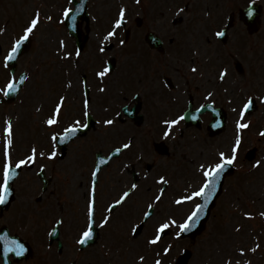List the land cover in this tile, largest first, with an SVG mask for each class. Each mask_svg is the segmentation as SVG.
Wrapping results in <instances>:
<instances>
[{
	"label": "rangeland",
	"instance_id": "rangeland-1",
	"mask_svg": "<svg viewBox=\"0 0 264 264\" xmlns=\"http://www.w3.org/2000/svg\"><path fill=\"white\" fill-rule=\"evenodd\" d=\"M104 1L92 0L94 7L92 21L94 25L87 39L88 47L79 58H76L73 53L72 41L67 35H64V29L55 24L60 11L59 7H62V4L59 3V0H53L57 7V10L54 11V24L44 22L40 30L32 37L34 44L23 57L19 66L20 71L26 69L31 71V74L28 82L19 94L18 110L13 115L16 131L14 152L16 157H23L33 144L39 147H46L49 132L45 128L40 130L42 126L39 128V124H42L43 120L50 114L57 102V97L63 95L67 98L66 106L62 110V117L66 118L67 122H70L76 115L80 114L82 108L79 104L81 97L79 99L78 90L83 74L88 78L91 88V114L101 121L94 131H91L87 135L84 143H82L83 139L76 143L77 149H81V145L84 144L82 156L75 154L74 150H70L68 156L62 160L56 158L52 162L49 160L41 162L47 165L45 169L46 176L52 178L51 185L46 193H41L40 184L30 170L24 171L14 185L16 197L12 208L17 210L15 219L3 215L0 219V224L1 222L5 223L7 220L9 223L14 222L12 228L16 230V234L25 238L30 242L32 248H35V254L30 264H56L59 261V257L51 251L52 247L47 242V236L52 230L51 225L57 218L63 220L60 227L59 240H61V243L65 247L68 263L74 260L77 264H141L139 260L140 256L145 257L142 264L154 263L153 259L155 258L157 247L148 244L147 241L149 239L147 240L142 235L138 237L128 236V228L131 223H134V219H136L135 213L141 210L138 205L143 207L145 201L148 202L150 200V196L142 199L140 196L141 191H137L136 195L131 196L124 205L114 211L110 225L104 231H101L99 239L93 246L82 251L78 250L76 240L78 232L83 226V219L85 220L86 175L93 165L92 160L95 151L101 150L103 153H106L111 146L123 143L129 137L132 139L134 145H138V150H136V146L132 145L125 157L120 161L113 162L107 167L108 171L105 169L103 171L104 174H101L98 192L102 195L98 196L97 203L99 208L97 207L96 212L99 218H102L103 207L108 201L114 199L118 192V188H116L117 180L114 178V173H123L125 169L124 165L130 166V163H134L137 169L142 168L139 160L136 159L137 155L142 154L144 162H152L156 167L148 173L147 186L150 183L154 184L153 182H155L156 177L158 178L159 175L168 177L167 174L161 171L174 170V165L176 166L177 174L174 173L171 179H173L175 184H182L184 186L190 181H196L198 176L195 172V166L201 161L208 160L206 156L207 150L203 151V155L202 153L198 154V151H196L199 160L197 159V155L195 159L191 158V165L189 161L179 159L178 157H182L183 155H187L188 158L191 157L190 154L193 151L191 144L187 141L183 142V149L173 152L175 160H165V165H162L164 162L163 158L153 153L150 147L151 136L146 131L149 129L159 131L158 120L172 116L176 107H173L174 105L166 107L163 100L159 101L158 97L151 98L155 94H158L159 88L154 78L149 79L145 74L142 77L144 82L140 84L142 71L139 69L141 67L139 63L131 64V59H128L126 66L131 65L127 72L120 73L123 79L117 83L113 80V77L97 79L96 72L101 70L103 66V63L93 61L94 51L103 40L101 35L103 34L104 23L102 21H104V14L100 13V8L102 4L111 2L110 0ZM114 1L113 8H116L112 9L109 22L106 23L109 26L115 18L114 16L119 5H124L126 2L132 8L142 9L156 7L158 10V8L165 9L168 6H177L178 8L189 6L192 7V10L196 12L201 10L203 13L210 9L213 17L217 16L220 8L226 10L231 6L232 2V0H223L225 3H221L218 7L215 0H140L138 5L133 4L134 0ZM247 1L234 0L237 4H240V2L241 4H245ZM257 1H260L264 5V0ZM172 2L174 3L171 4ZM12 3L13 7H15L16 19L10 17L5 9L0 8V25L5 22V26H0V28L6 29L3 34H0V43L4 49L9 47L10 43V39L8 41L5 40V38H8V30L13 24L16 30H18L20 28V20L22 19V26L31 15L27 9L21 12H18L16 9V6H19V8L26 6L27 2L12 0ZM214 6L215 8H213ZM133 13H139V10L134 9ZM130 17L133 18V14ZM190 17V14H185L182 21L175 22L174 27L165 30L167 34L171 33L178 45H182L186 49L189 48L188 34L190 33L191 26L194 24L193 20L190 21ZM262 27L263 29L259 37L264 35V14L262 17ZM52 31L60 32L65 40L66 48L60 50V52L57 51L59 48L58 43L56 45L51 38L46 37V33ZM119 40L118 37L115 38L117 46L119 45ZM103 44H106V42ZM63 51L71 52L72 57L67 61L61 59ZM211 68V72H214L216 76V67L211 64ZM229 71L232 72L235 81L227 77L219 89L214 88L215 84L212 79V89L216 90L213 100L217 97L222 106H227V130L224 137L221 138L222 148H227V151L230 150L236 133L235 121L237 112H233L232 109L238 106L240 102L238 90L244 93L239 88L237 84L238 78L234 75L235 73L231 67ZM137 81L139 82L137 83ZM69 82L71 83V87H68ZM140 86H144V97L142 100L146 101L145 107L144 105L142 107L144 124L139 128H135L129 122L122 126H105L103 119L113 118L114 115H117L116 113L120 112L122 106L120 105L122 103L121 99L124 93H126L129 100L131 93H140ZM100 88H105L106 91L101 92ZM222 89H227V91L223 90V95H221ZM232 89L234 90L232 91ZM251 90L252 87L248 88L245 93L248 94ZM120 92L121 94H119ZM170 97L177 99L176 104H179L181 107V102L176 96L169 95L167 99L169 100ZM229 100H232L233 103H228ZM118 104L120 106H117ZM246 120L251 121L250 129L244 130L242 133V150L237 160L238 171L234 177L226 181L224 195L219 204L220 211L216 213V217H218L215 218L216 226L212 223L206 237L199 240L196 239L197 241L195 240L193 244H189L188 240L169 241V246L171 244L177 245L179 250L189 247L191 257L188 264H223L225 258L231 259L233 264H236L237 260L240 261V264H243L244 259L250 260L251 264H264V229L259 225V222L264 219V216L261 215L264 212V151H260L262 155L256 157L261 161V166L255 168V170H252V162H247L242 158V154L251 149L252 146H264V137L259 135V132L264 130V109L254 111ZM5 121L0 117V137H3V124ZM61 129L62 125L60 124L53 130L58 132ZM200 133L195 130L186 132L188 135ZM33 136L34 140L31 141L30 139ZM35 136L46 137L36 139ZM49 149L50 144L47 150ZM34 169H37V165L34 166ZM176 175L179 176L178 180H176ZM127 178L129 179V176ZM122 179L125 180L126 175ZM106 181L112 182L115 189L112 190L108 185L106 187ZM155 187L158 186H152L150 194L153 195ZM192 189H195V187H192ZM183 191L181 187L180 195L185 193ZM37 197L40 198L39 201L35 200ZM59 198L60 200H58ZM57 200L58 202H56ZM172 200L173 197L166 201L170 204ZM166 201L159 202L158 207L162 208L164 204H167ZM187 209L179 214L178 221L183 219ZM24 210L28 215L23 217L21 213ZM179 212L181 211L179 210ZM245 213H251L252 218L246 217ZM219 223L222 225L221 230L217 227ZM148 224L150 225V223ZM152 226L154 227L155 224ZM237 228H239V231H237ZM257 243L261 247L253 254L250 249ZM241 247L245 249L246 253L243 258L239 256L238 252V249Z\"/></svg>",
	"mask_w": 264,
	"mask_h": 264
},
{
	"label": "snow or ice",
	"instance_id": "snow-or-ice-1",
	"mask_svg": "<svg viewBox=\"0 0 264 264\" xmlns=\"http://www.w3.org/2000/svg\"><path fill=\"white\" fill-rule=\"evenodd\" d=\"M254 2V0H253ZM71 3V0H69ZM136 3L139 4L140 0H136ZM80 7H66L63 9V17L65 19H71L75 22L76 14L81 12ZM183 11V9H180ZM247 15L249 17L253 16V10L251 7L248 10ZM45 19L49 22L52 21L53 17L48 15L46 17L42 16L41 11L36 9L23 27L22 34L16 36L12 41L9 49L6 54H3V67L5 69L10 70V63L17 61L21 51L26 43L30 41L32 37L40 30L41 26L44 24ZM63 23V21H61ZM127 24L126 19V8L121 6L119 9V13L117 18H115L114 22L111 25L107 34L103 37L101 44L104 42L111 41L113 38L118 37V29H122ZM5 28H0V34L5 32ZM216 37H224L225 32L223 30H219L215 32ZM126 42L123 39L119 40L120 45H124ZM66 48V43L63 39L59 41L60 50ZM105 48L103 46L99 47V52L103 53ZM81 55V51L79 49L75 52V57L79 58ZM72 57L71 52L63 51L61 53V59L67 61ZM11 71V70H10ZM111 71L110 66H104L101 70L96 72V76L103 79L107 76ZM193 73L197 72L198 69L196 66L191 68ZM229 73L227 68L222 69L219 72V80L221 82L225 81L228 77ZM29 77L27 75H22L19 79L15 76V74H11L10 78L7 80L3 87H0V93L3 94L4 97H8L14 93H18L21 89V85L27 81ZM68 87H71V83L69 82ZM101 92L106 91L105 88H100ZM227 91V89H225ZM214 96V92L209 91L205 96V100H212ZM259 99L260 103L264 104V95L260 97H254L249 94L246 98L240 100L238 106L233 107V112H237L238 118L235 121V139L234 143L231 145L229 151H219L217 153V157L214 160H206L201 162L198 165V170L202 174V182L199 187L190 192H186V194L180 195L178 198L174 200L176 205H184L189 201H193L196 198H200L203 203L195 204L194 209L183 219V222H178L176 218L169 217L164 219L163 221H158L154 236L147 241L150 245L158 244L162 236L167 233L170 228H178L179 231L176 232L177 238L181 235V233L190 231L199 223L201 217L204 214V210L207 208L208 203L212 199L213 195L217 191V187L221 180V177L225 173V171L229 168V166H234L238 160V153L242 144V133L244 130L250 129L251 121L245 119V115L250 112V110L254 107L255 99ZM66 97L61 95L59 96L57 102L55 103L53 109L50 114L44 120V124L49 128L55 129L56 126H59L62 122V110L66 106ZM214 103V101H213ZM228 103H233L232 100H229ZM203 107V106H202ZM39 110V109H38ZM127 111V109H125ZM119 116L120 113H117ZM186 118V114L184 112H177L175 115L167 116L161 119L160 123L163 126L161 135L163 139H175L176 132L179 131V126H181V122ZM195 119V117H192ZM91 119V102L87 97V93H85V99L82 108L81 118H76L70 121L67 126L63 127L62 131L53 130L49 133L50 139V149L44 150L42 147L33 144L29 151L23 157H16L14 155L15 152V137L16 131L11 119H7L5 121V126L3 129V149H2V161H0V205H5L9 202L10 198L14 193V182L20 176V173L24 169L31 170L34 165L38 166L39 172L43 173L46 168V164L41 163L44 160L55 161L58 156V145L66 144L72 141L74 138H77L78 134L82 133L84 129L89 128L88 120ZM101 121H96V123H100ZM115 123L113 119L106 118L103 119V124L105 126H111ZM261 137H264V130L259 132ZM132 147L131 141L123 143L121 146L116 147L114 149V154L119 155L124 150L130 149ZM112 159L111 156L105 158L100 157L96 165L93 167L91 171V179L87 193V203H86V212H85V223L79 234L76 243L79 245H87L89 241L94 239L96 234L95 229L105 228L110 225V221L112 219V214L118 206L124 205L131 195L137 190L138 183L133 182L129 188L123 190L121 194L118 195L113 202L106 205L105 215L102 216L101 220L97 224L96 221V212H97V185L99 180V174L102 171V166L107 165L109 161ZM138 159L143 160V157H139ZM261 166V161L257 160L252 167L258 168ZM129 167V165L125 164L124 168ZM147 175V174H146ZM160 185H169L170 178L165 175H159L158 179L155 181ZM166 189L161 187L159 189L158 194L154 197V199L146 204V209L143 212V220L140 223H133L131 225V232L133 236L138 235V229L141 228L143 223H146L148 219L153 215L152 209L155 205L161 202L164 197ZM264 216V212L261 213ZM245 216L248 218H252L251 213H245ZM63 220L60 219L57 221V224H62ZM239 231V228H237ZM55 230L49 233V235H53ZM0 244L3 245V258L5 260V264H7V259L9 254H14L16 257H23L28 249L25 247V244L15 237L10 236L9 233L5 232L0 234ZM261 245L257 243L254 247L250 249V251L255 254ZM171 250V247H165L164 253L167 254ZM239 256L241 258L245 257V249L243 247L238 249ZM139 260L142 262L145 260L144 256H140ZM155 264H162L161 260L157 259ZM223 264H233L231 259L225 258ZM236 264H240V261L237 260ZM243 264H251V261L248 259H244Z\"/></svg>",
	"mask_w": 264,
	"mask_h": 264
},
{
	"label": "flooded vegetation",
	"instance_id": "flooded-vegetation-1",
	"mask_svg": "<svg viewBox=\"0 0 264 264\" xmlns=\"http://www.w3.org/2000/svg\"><path fill=\"white\" fill-rule=\"evenodd\" d=\"M145 185H146V184H140V183H139V186H141V187H142V186H145ZM141 196L144 197L145 195H144V194H141ZM138 206H141V205H138ZM135 214L137 215V217L140 216V214H138L137 212H136Z\"/></svg>",
	"mask_w": 264,
	"mask_h": 264
}]
</instances>
